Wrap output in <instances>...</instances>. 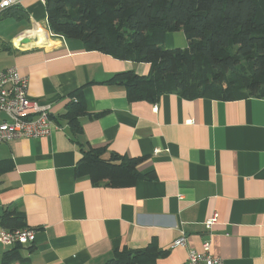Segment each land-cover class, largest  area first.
<instances>
[{
  "label": "crops",
  "instance_id": "crops-1",
  "mask_svg": "<svg viewBox=\"0 0 264 264\" xmlns=\"http://www.w3.org/2000/svg\"><path fill=\"white\" fill-rule=\"evenodd\" d=\"M46 1L0 14V71L17 67L29 96L52 103L56 127L0 144V228L37 231L33 244L0 243V264H183L206 241L224 264H264V98L131 101L117 77L147 76L150 64L54 34ZM175 33L164 49L187 47ZM73 95L88 112L77 129L65 117ZM89 145L117 163L146 158L144 178L116 188L78 176Z\"/></svg>",
  "mask_w": 264,
  "mask_h": 264
},
{
  "label": "trees",
  "instance_id": "trees-1",
  "mask_svg": "<svg viewBox=\"0 0 264 264\" xmlns=\"http://www.w3.org/2000/svg\"><path fill=\"white\" fill-rule=\"evenodd\" d=\"M46 6L54 34L150 64L147 76L117 77L127 83L131 101L174 92L224 101L264 98V0H47ZM180 31L187 47L164 49L166 35ZM84 115L85 106L73 95L65 117L77 129ZM102 153L89 145L77 164L78 176L116 188L144 178L139 167L146 158L117 163ZM16 255H8L6 263Z\"/></svg>",
  "mask_w": 264,
  "mask_h": 264
},
{
  "label": "built area",
  "instance_id": "built-area-1",
  "mask_svg": "<svg viewBox=\"0 0 264 264\" xmlns=\"http://www.w3.org/2000/svg\"><path fill=\"white\" fill-rule=\"evenodd\" d=\"M25 0H0V14ZM28 78L17 67L0 71V144L23 138H41L56 128L52 117V103L33 99L28 94ZM214 215L206 221L208 229L217 222ZM37 231L31 228H0V243L11 247L26 246L36 242ZM175 247L186 246V238H180ZM183 264H224L211 253V243H204V250H190Z\"/></svg>",
  "mask_w": 264,
  "mask_h": 264
},
{
  "label": "water",
  "instance_id": "water-1",
  "mask_svg": "<svg viewBox=\"0 0 264 264\" xmlns=\"http://www.w3.org/2000/svg\"><path fill=\"white\" fill-rule=\"evenodd\" d=\"M24 43H27V41H24Z\"/></svg>",
  "mask_w": 264,
  "mask_h": 264
},
{
  "label": "rangeland",
  "instance_id": "rangeland-1",
  "mask_svg": "<svg viewBox=\"0 0 264 264\" xmlns=\"http://www.w3.org/2000/svg\"><path fill=\"white\" fill-rule=\"evenodd\" d=\"M176 34V33H175ZM180 35H183V34H180Z\"/></svg>",
  "mask_w": 264,
  "mask_h": 264
}]
</instances>
